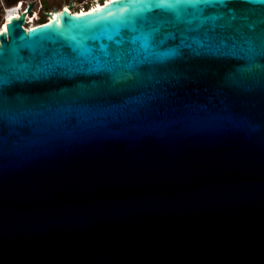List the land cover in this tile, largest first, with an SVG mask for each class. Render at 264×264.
I'll return each instance as SVG.
<instances>
[{"label":"water","instance_id":"95a60500","mask_svg":"<svg viewBox=\"0 0 264 264\" xmlns=\"http://www.w3.org/2000/svg\"><path fill=\"white\" fill-rule=\"evenodd\" d=\"M112 3L32 32L22 12L0 35L6 62L17 49L26 60L33 51L69 52L72 37L83 38L73 23L88 25L87 35L127 32L104 12ZM219 11L236 17L226 36L264 31V5ZM181 51L141 65L140 77L117 89L86 71L5 85L7 95L39 97L53 110L71 105L88 117L26 127L16 122L19 103L4 106L0 264H264V46L256 42L251 61ZM78 83L88 86L83 95H45Z\"/></svg>","mask_w":264,"mask_h":264},{"label":"snow or ice","instance_id":"6c2138e0","mask_svg":"<svg viewBox=\"0 0 264 264\" xmlns=\"http://www.w3.org/2000/svg\"><path fill=\"white\" fill-rule=\"evenodd\" d=\"M233 3L264 5V0H113L111 7H105L104 12L109 17L118 16L120 24L127 32L121 33L118 29L116 37L87 35L90 31L88 25L79 26L73 23L72 27H79L83 38L77 40L73 36L74 43L69 52L33 51L31 58L27 60L17 49L11 54L14 59L6 62L5 41L0 40V127L3 125L6 104L21 105L16 122L26 127H31L38 120L51 123L55 117L59 121L70 119L74 115L80 119L88 117L78 107L73 108L71 105L65 107L57 102L53 110L52 105L39 97L7 95L5 85L15 82L48 84L54 79L72 77L86 71L104 76L105 84L111 89H117L122 82L140 77L141 65L163 61L171 56H181L182 49H188L197 55H242V58L251 61L256 42L259 41L264 46V31L259 34L253 31L252 35L240 34L238 40L224 35L226 30L233 28L232 21L236 17L233 15L229 19L219 9L228 8ZM211 9L217 11H210ZM64 11L67 12L68 9L65 8ZM96 11L98 9H92V12ZM229 11L233 10L229 8ZM76 15L86 16L88 13L81 12ZM14 19H19V16L6 17L0 35H9L10 29L14 27ZM248 27L254 30L256 25L250 24ZM169 28L174 31H168ZM32 31L34 29H27V32ZM177 39L178 44L173 43L165 52L160 51L164 44ZM87 87L78 83L72 90L51 89L45 95L49 98L63 97L70 91L83 95ZM31 100H37L38 104L28 107L27 102Z\"/></svg>","mask_w":264,"mask_h":264},{"label":"rangeland","instance_id":"374dc122","mask_svg":"<svg viewBox=\"0 0 264 264\" xmlns=\"http://www.w3.org/2000/svg\"><path fill=\"white\" fill-rule=\"evenodd\" d=\"M82 1H85V0H0V26H1V23L3 21V17H4V13H5L4 10H6V8H8V7L15 5L16 3H19L21 6V9H23V10L27 9V7L31 4L32 5V12L34 11L33 14H38V17H40L39 20H43L45 18L44 14L41 15V13L43 11L52 10L53 8H59L63 3H67V4H69L70 2L79 3ZM90 1H92V0H90ZM94 1H96V0H94ZM13 11L16 12V9L13 8ZM19 11L21 12L20 9H19ZM31 17H33V16H30V18ZM27 19H28V17L26 18V20ZM32 23L37 24L35 19H33L32 21H29V22L26 21V24L28 26Z\"/></svg>","mask_w":264,"mask_h":264},{"label":"bare ground","instance_id":"6f19581e","mask_svg":"<svg viewBox=\"0 0 264 264\" xmlns=\"http://www.w3.org/2000/svg\"><path fill=\"white\" fill-rule=\"evenodd\" d=\"M111 0H106L104 3H108V2H110ZM103 3V4H104ZM103 4H100V2L98 1V0H96V1H93L92 2V4L90 5V11H92V9H100L101 8V6L103 5ZM65 8H67L68 9V11L67 12H65L64 10H65ZM13 11V9H6V10H4V17H3V25L5 24V22H6V17L7 16H9V15H12V16H20V13L16 10V12H12ZM82 12H84V11H82ZM66 13H76V12H73L72 10H71V7L69 6V5H67V6H64L61 10H54L53 11V16H51L50 18H49V20H54V19H56L58 16H60L61 14H66ZM28 17V16H27ZM30 19V20H29ZM33 19L32 18H30V17H28V19L26 20L27 22H29V21H32ZM41 24V23H40ZM35 25H38V24H35V23H32V24H30L29 26L27 25V24H25L24 26L26 27V28H29V27H32V26H35ZM3 27V26H2ZM2 27L0 28V30H2Z\"/></svg>","mask_w":264,"mask_h":264},{"label":"built area","instance_id":"2783aa9c","mask_svg":"<svg viewBox=\"0 0 264 264\" xmlns=\"http://www.w3.org/2000/svg\"><path fill=\"white\" fill-rule=\"evenodd\" d=\"M94 0L90 1V0H85V1H82V2H75L73 3V5L71 6V10L73 12H82V11H89L90 9V5L92 4ZM100 2H102V0H99ZM15 7V5L11 6V7H8L6 9H13ZM40 17H38L39 19ZM47 20H49V17L45 15V18L43 20H39L40 22H46ZM26 24V23H25Z\"/></svg>","mask_w":264,"mask_h":264},{"label":"trees","instance_id":"16d2710c","mask_svg":"<svg viewBox=\"0 0 264 264\" xmlns=\"http://www.w3.org/2000/svg\"><path fill=\"white\" fill-rule=\"evenodd\" d=\"M99 1V0H98ZM106 1V0H105ZM100 2V1H99ZM104 2H100V4H103ZM67 5H69V4H67V3H63L59 8H56L55 10H61L64 6H67ZM20 14L22 13V12H26V14H27V16L28 17H30V16H33V17H31L32 19H35V21L37 22V24H40V23H43V22H40L39 21V19H38V14H33V12H31V11H27V9H25V10H23V9H21V6H20V4L19 3H16L15 4V7H14ZM19 9L21 10V12L19 11ZM3 26V21H2V23H1V26H0V28Z\"/></svg>","mask_w":264,"mask_h":264},{"label":"flooded vegetation","instance_id":"af4514ba","mask_svg":"<svg viewBox=\"0 0 264 264\" xmlns=\"http://www.w3.org/2000/svg\"><path fill=\"white\" fill-rule=\"evenodd\" d=\"M31 12H32V10H31ZM33 12H34V11H33ZM42 14H44V11L41 13V15H42Z\"/></svg>","mask_w":264,"mask_h":264}]
</instances>
